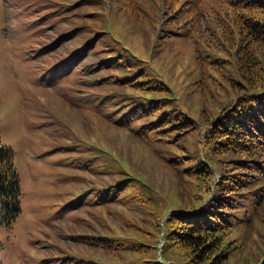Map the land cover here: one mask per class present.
Here are the masks:
<instances>
[{"label":"trees","instance_id":"1","mask_svg":"<svg viewBox=\"0 0 264 264\" xmlns=\"http://www.w3.org/2000/svg\"><path fill=\"white\" fill-rule=\"evenodd\" d=\"M143 2L142 6L133 0H63L62 5L55 3V8L61 12L71 11L72 14L74 11L83 24L65 28L57 38L35 47L30 58L55 57L59 49L65 48L53 60L52 69L57 67L66 78L75 79L86 87L90 84H94L91 87L116 86L117 93L98 97V105L92 103L89 108L97 118L109 123L104 127L98 124L99 128L124 130L140 138L146 146L162 153L165 156L162 155V159L172 167L176 179L184 184L188 181L194 191L190 204L174 195L172 198L177 205L165 208L161 194L151 189L152 185L142 174L137 175L141 180L135 179L136 175L132 174L135 176L132 178L131 173L114 165L112 168L119 175L110 185L111 189L105 190L110 193L103 196L98 189L93 201L83 199L69 204V208L140 205L146 208V213L140 211V215L142 212V216H153L154 225L147 224L142 217L128 215L115 223L123 225L122 221H125V228L137 230L141 235L125 238L113 233L104 234L98 229L95 233H74L70 240L95 247L113 257H120L121 253L132 254L128 258L120 257L118 261L101 259L99 264H159L151 258L155 257L157 236L162 228V252L166 264H231V259L245 248L238 251L243 244H237L239 239L234 240V237H241V231L234 230L235 223L229 216L245 211L238 220L243 225L248 224L245 228L248 227L247 231L253 235L263 227L264 221V0L221 1V9L204 7L199 0ZM144 5L159 12V19ZM56 9L46 12L35 7L32 16L38 13L39 16L33 19L32 27L36 30L48 15L60 14ZM169 9L170 13H167ZM110 13L115 18L126 15L142 27L140 35L127 39L135 47L134 51L110 35L111 27H107ZM201 17L207 18L212 38L218 33L217 23L221 25L223 43L217 38H206L202 42L210 44L199 45ZM69 19L71 15L62 13V21ZM179 24L182 31L162 27ZM86 31H89L88 35ZM78 32L84 35L81 43L70 47L68 41ZM173 38H179V44L183 43L188 50L170 49L169 65H166L160 61V52L164 51L160 45ZM161 55H167V52ZM188 61L194 70L190 75L183 70H188ZM159 67L178 78L176 88L157 70ZM223 71H230L231 75ZM209 73L217 74L219 79L214 78L218 83H211ZM192 75L194 77L188 79ZM163 80L175 92H181L187 111L194 108V112L189 111L193 117L185 109L178 112L175 97ZM205 90L211 96H217L215 102L211 100L212 112L202 107L207 105ZM188 95L192 102H188ZM98 134L97 131L96 137ZM193 136H196L194 147L203 149L209 157H198L196 150L195 163L189 164L192 158L185 140ZM167 147L177 151H166ZM66 207L56 215L55 221H62L69 214ZM259 207L261 218L251 225L250 213ZM166 210L170 211L167 215ZM19 212L20 187L13 152L0 138V227H8ZM77 219V215L74 216V221ZM260 247L261 244L257 246ZM134 255L136 258L129 259ZM68 258L63 259V263L96 264ZM251 264H264V245Z\"/></svg>","mask_w":264,"mask_h":264},{"label":"rangeland","instance_id":"2","mask_svg":"<svg viewBox=\"0 0 264 264\" xmlns=\"http://www.w3.org/2000/svg\"><path fill=\"white\" fill-rule=\"evenodd\" d=\"M181 1L185 0H178V3ZM221 1L226 0H199L203 2L204 7L216 9H221L219 4ZM133 2H138L141 6L144 4L143 0H133ZM55 3L62 5L63 0H0V138L13 152V162L21 192V212L18 218L8 227H0L1 264H65L63 259H70L68 257L99 264L102 260L118 261L120 257L131 256V253H121L120 257H113L110 253L95 247L76 244L70 239L74 233L87 231L95 233L98 229L104 234L113 233L125 238L133 234L141 235L137 230L125 228V221H122L123 225L115 223V220L123 216L133 215L147 220V224L154 225L153 216L150 214L142 216V212L140 215V211L146 213V208L143 209L140 205L137 207L111 204L108 207H86L78 210L68 207L69 214L62 221L54 220L57 214H61L65 205L72 203L73 200L74 202L83 199L93 201L98 189L103 196L110 193L105 190L111 189L110 185L119 175L117 170L112 168L114 165L128 174L131 173L129 176L132 178L136 175L135 179L141 180L137 175L142 174V177L152 185L151 189L161 194L165 208L177 205L172 198L174 195L177 198L181 196L182 202L190 204L194 191L191 183L187 181L184 184L176 179L171 170L172 167L162 159L164 156L162 153L146 146L140 138L124 130L107 131L105 128H99L98 124L104 127L109 123L100 119L101 117L97 118L96 113L89 111V108L92 103L98 105V97L115 93L118 90L116 86L91 87L94 84H90L86 87L85 84L79 85L75 79L66 78L57 67L52 69L51 66L55 62L53 60L61 55L59 52L61 53L65 48L59 49L55 57L49 56L36 61L30 59V54L35 47L57 38L65 28L83 24L74 11L72 14L71 11L61 12L56 9L58 7L55 8ZM38 6L42 11L56 9L61 13L56 16L48 15L35 30L32 27L33 19L37 18L39 13L36 16L32 15L35 14L34 9ZM143 7L159 19V12L145 5ZM62 13L71 15L70 21H62ZM167 13H170V9ZM109 21L110 35L133 50L135 47L127 39L140 35L142 27L126 15L115 18L110 13ZM162 27L182 31L180 24ZM217 30L216 37L212 38L207 28V18L201 17L198 30L199 45L210 44V42H202V39L206 38L211 40L217 38L223 43L224 37L219 23H217ZM88 33L89 31L85 32L86 35ZM226 35L229 34L226 33ZM83 37V33L78 32L76 37L68 41L69 46H77ZM169 40H172L171 45ZM169 40L160 45L164 50L160 52V61L166 65H169L167 59L170 49L177 52L188 50V47L182 46L183 43L179 44V38ZM165 51L167 55H161ZM178 58L181 59V57ZM147 63L153 68L149 62ZM157 70L176 88L178 78L174 74L165 73L161 67ZM183 70L188 75L194 71L189 61L188 70L184 68ZM154 72L156 73L155 70ZM223 73L231 75L230 71H223ZM193 77V75L188 76V79ZM208 77L211 83H218L214 78L219 79L216 73H209ZM180 93L176 91L180 100L176 98L175 101L178 112L182 113L186 109L182 101L183 95L181 99ZM189 95L188 102H192ZM205 95L207 105L205 103L202 106H205L203 110L212 112L214 105L211 104V100L215 102L217 96H211L207 90ZM190 108L192 109L188 110L194 112V108ZM189 111H187L188 115L193 117ZM97 114L100 115V113ZM196 115L200 117L197 113ZM199 119L204 122L203 119ZM97 131L98 137H96ZM200 137L199 135L198 140L201 142L202 137ZM195 144L196 136L185 140V146L190 148L189 157L192 158L189 164L195 163L193 157L196 150H198V157L202 156L203 159L206 156L209 157L203 149L194 147ZM178 147L181 145L178 144ZM166 151H177V149L167 147ZM168 213L169 211L166 210L165 214ZM244 213L245 211H238L235 212L236 216H229L235 223L234 230L241 231V237L233 236L234 240L239 239L236 241L237 244H243L238 251L245 248L242 253L231 259V264H251L264 245V221L263 227L261 226L253 235L247 231L248 227L245 228L248 224L243 225L238 220ZM76 215L78 219L74 221ZM250 215L249 223L252 225L261 218L260 207L252 211ZM159 230L161 231L162 228ZM260 244L261 247L257 248ZM134 258H136L135 255L129 259ZM151 260H155V257Z\"/></svg>","mask_w":264,"mask_h":264}]
</instances>
